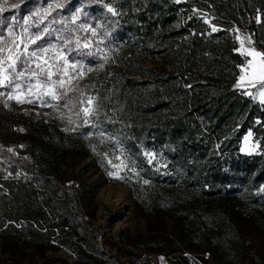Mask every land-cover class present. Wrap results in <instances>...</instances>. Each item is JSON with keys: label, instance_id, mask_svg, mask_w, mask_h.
Here are the masks:
<instances>
[{"label": "rangeland", "instance_id": "obj_1", "mask_svg": "<svg viewBox=\"0 0 264 264\" xmlns=\"http://www.w3.org/2000/svg\"><path fill=\"white\" fill-rule=\"evenodd\" d=\"M138 1L49 0L43 8H29L30 14L17 19L18 9L27 0H7L5 11L0 12V39L14 51L16 47L10 43L13 37L6 31L9 26L21 37L25 28L34 34L48 26V34L28 50L53 46L46 54L55 73L51 79L65 81L63 88L57 85L53 89L58 96L53 100L47 87H35L37 80L46 81L33 64L29 72L36 71V78L30 79L26 72L20 79L13 76L11 87H0V148L5 146L12 154L27 157L39 140L48 135L56 136V141L61 137L65 148L61 178L80 200L75 219L64 234L58 229L60 233L50 241L20 240L4 248L0 238V264H264V202L258 198L264 194V187L254 191L238 183L225 186L218 182L209 195H203L195 180L180 173L178 149L166 134L168 124L190 114L193 101L204 100V92L215 85L227 88L228 81H233V90L243 103L249 102V109L264 105L259 94L264 84L256 82L253 86L247 78L240 81L241 68L245 69L243 74L251 75L247 61L253 58L246 50L261 52L250 35L249 23L228 18V12L219 6L223 0H149L164 8L169 2L175 3L171 13L175 20L158 44L146 48L133 35H120L118 19L128 13H122L119 6L131 3L135 10ZM180 3L186 6L178 7ZM14 4L20 7L12 8ZM56 4L62 7H54ZM105 5L114 8L116 15ZM50 6V13L45 14ZM186 10L190 27L183 15ZM77 13L79 18L72 23L71 17ZM40 17H44L43 23L37 27ZM255 20L262 23L260 14ZM93 29L96 35H92ZM195 30L208 36L207 50L214 52L212 60L197 62L191 68L186 58L192 53L191 33ZM170 31H183L184 36L175 40L168 35ZM69 37L72 43H66ZM231 51L241 59L229 57ZM40 63L47 67L43 60ZM73 63L75 69L70 66ZM23 67L26 65L17 62L16 71ZM62 67L67 68V75L60 72ZM130 84L137 91L127 92L125 87ZM29 85L34 86L31 91ZM169 85L177 92L169 97L168 106L159 107L157 101L151 105L150 95L157 93V88L165 93ZM133 99L136 101L131 104ZM137 106L143 110L135 115L132 110ZM136 116L144 124L137 148L128 142ZM200 120V128L211 139V159L221 145L220 139L218 134L210 135V120ZM245 122L244 114L235 125L225 126L220 133L222 141L235 138ZM260 123V119L247 120L249 128L240 138V152L262 156L261 164L264 127L258 134L254 131ZM156 132L165 134L158 140ZM2 162L7 161L0 158V171ZM165 192L174 193L175 198L166 200ZM186 192H193V197L182 198L184 203L176 199Z\"/></svg>", "mask_w": 264, "mask_h": 264}, {"label": "trees", "instance_id": "obj_2", "mask_svg": "<svg viewBox=\"0 0 264 264\" xmlns=\"http://www.w3.org/2000/svg\"><path fill=\"white\" fill-rule=\"evenodd\" d=\"M48 1L27 0V3L18 9L17 19L30 14L29 8L32 9L34 6L43 8ZM173 5L175 3L169 2L167 3L168 8H164V6L153 5L149 0H139L135 4V10L131 3L123 7L119 6L122 13H128L120 15L118 19L121 25V37L133 35V38L139 39L146 48L152 43L158 44L159 40L164 37L165 30L175 20V16L171 17ZM180 6L185 7L186 4L180 3L178 7ZM219 6L228 12L227 17L231 20L237 22L245 20L249 23L248 30L254 39L256 49L264 52V0H223L219 2ZM200 7L204 10L203 6L200 5ZM258 14L261 16V24L255 20ZM183 15L187 26L190 27L192 22H190L189 11H184ZM168 35L175 40L184 36L183 31H170ZM191 35L192 53L187 56L186 64L192 68L197 66V62L212 60L211 52L214 51L208 52L207 49L210 48L207 41L208 36L202 34L201 31L195 30ZM230 56L234 59H241L240 54L235 55L232 51L229 53ZM131 84L125 87L129 90L126 91H137ZM228 84L227 88L223 89L222 85H215L204 92L205 99L193 101L192 110L188 116H184L175 124L166 126V134H169L178 149L176 150L181 167L180 173L189 180H195L197 189L205 196L209 195V191L213 190L218 182L225 186L238 183L245 189L252 187L254 191L261 186L264 187V163L260 164L263 157L244 156L240 152V138L249 128L247 120L260 119L259 128L254 130L257 134L260 128L264 127V105L257 104L249 109V102L243 103L241 96H237L236 90H233V81H228ZM173 92H177L173 85H169L165 93L157 88V93L150 95L151 105L157 101L155 103L157 106L167 107L170 102L169 97ZM135 101L133 99L131 104ZM248 101L251 102V100ZM142 110L137 106L132 112L138 115ZM146 110L149 111L148 108ZM151 111L153 112L150 110V113ZM244 114L246 122L241 126L236 137L229 142L222 141L220 133L225 126L235 125ZM200 119L210 120L213 124L209 128L210 135L218 134L217 137L220 139L221 145L214 150L211 159H208L212 146L211 139L200 128L202 124ZM131 124L133 128L130 139L132 138L133 141L128 139V142L131 146L138 147L144 133L141 128L144 124L140 116L133 118ZM261 133L264 147V130ZM164 134L165 132L163 134L156 132L155 137L160 140ZM56 138V136L48 135L47 139L34 143L36 144V146L32 145L34 150L27 157L19 156L18 153L12 154L5 146L0 148V158L7 161L2 162L4 167L0 171V221H2L0 222V238L4 241V248L11 247L20 240L28 242L44 238L50 241L51 236L60 233L58 229L64 234L65 227L71 224L70 222L75 219L80 210L78 208L79 198L68 191L67 184L61 178L65 148L61 144L62 138L59 137L60 141L59 139L56 141ZM95 190L96 188L93 192ZM165 194L166 200L170 201L171 198H175L172 192H165ZM184 195L181 194L176 199L184 203L186 200L182 198L193 197V192H186ZM194 197L201 198L198 195ZM258 198L264 202V194Z\"/></svg>", "mask_w": 264, "mask_h": 264}, {"label": "snow or ice", "instance_id": "obj_3", "mask_svg": "<svg viewBox=\"0 0 264 264\" xmlns=\"http://www.w3.org/2000/svg\"><path fill=\"white\" fill-rule=\"evenodd\" d=\"M7 3V0H3V3H0V12L5 11V5ZM12 8H18L20 7L19 4H14L11 6ZM53 6H50L49 9L45 10V14L50 13L51 8ZM54 7H62V5L60 4H56L54 5ZM105 7L107 8V10L109 12H111L113 15H116V10L114 8H112L109 5H105ZM34 15H39V13H34ZM31 15L28 16L25 19V24H27L28 20H31ZM79 18V13H77L76 15H74L73 17H71V22L75 23V21ZM43 19L44 17H40L39 22L37 23V27L39 26V23H43ZM55 22V21H52ZM63 22V21H61ZM81 27H84L83 25H81ZM216 29L214 28L213 31H215ZM8 36L13 37L12 41H10L11 44L15 45L16 47V51L13 50L12 47L7 46V44H5L3 39H0V45H4L3 47H0V54L6 53V55H0V87H11L12 86V77L14 76L16 79H20L22 77H24L26 72H29V69L31 68V66L33 64H35V68L40 69L41 73H43L45 75V81L46 82H41L39 80H37V83L35 85V87H40V86H45L47 87L50 91L49 95H51V98L53 100L58 99V96L56 95L55 91H53V89H55V87L58 85L60 88H63L65 86V81L63 79H59L57 81H53L51 78L52 76L55 74L53 73L50 69L52 67L51 64L48 63L47 59H46V54L49 52L50 48L53 46H48L45 47L44 45H40L39 48L37 49H33L31 52H29V47L30 45L36 44L37 41L42 40L44 38L45 35L48 34V26H46L44 29H42L40 32L38 33H34V34H28V29L25 28L24 30V37L21 36H16L13 33V29L11 26H9L6 29ZM92 35H96L95 30H92ZM26 37V39H25ZM60 37L58 36L57 39H59ZM239 38V37H238ZM17 40L20 41L19 44H17ZM249 42L250 38H249ZM66 43H72V39L71 37H69L66 40ZM76 45L77 47L80 46V41L79 39L76 40ZM21 45H23V50L20 51V47ZM87 44L84 45L85 48H87ZM241 47H243V43L241 44ZM247 55L251 56L253 59L247 61V65H248V70L251 73L250 76H246L245 74V69L241 68V72L242 75L240 76V81H244L246 78L248 79V82L251 83L253 86H255L256 82H260L262 84H264V52H257L255 49H247L246 50ZM91 54V53H88ZM21 57H23V60H21ZM61 59H63L64 64L68 65L69 62L65 57H60ZM258 58V59H257ZM44 61V64L47 66L42 67L40 61ZM255 61V64H254ZM17 62H20L22 65H26V67H23L21 71H16V64ZM79 63V62H77ZM73 69L76 68V63H73L70 65ZM258 66V71L256 70ZM9 69H11V72H9ZM60 72H62L64 75H67V68L62 67L60 69ZM38 75V73L36 71H31L29 72V78L33 79L36 78ZM71 79V77H70ZM239 86V85H237ZM32 87H34L33 85H29V91H31ZM16 89L20 88V85H15ZM249 95H251V93H248ZM260 96L264 97V89L260 90ZM9 98L11 99L12 97L9 96ZM31 102V101H28ZM91 102V101H89ZM262 102H264V100H262ZM88 110L85 109V112H87ZM249 135H251L249 133ZM11 151V150H10ZM146 155H150L147 154ZM109 175H113V173H109ZM119 178V177H118ZM145 183H147V181H145Z\"/></svg>", "mask_w": 264, "mask_h": 264}]
</instances>
